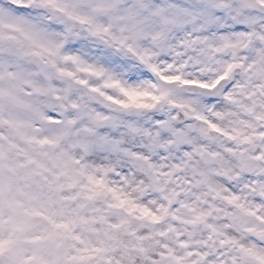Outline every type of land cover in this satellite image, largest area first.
<instances>
[{
	"label": "snow or ice",
	"instance_id": "snow-or-ice-1",
	"mask_svg": "<svg viewBox=\"0 0 264 264\" xmlns=\"http://www.w3.org/2000/svg\"><path fill=\"white\" fill-rule=\"evenodd\" d=\"M0 264H264V0H0Z\"/></svg>",
	"mask_w": 264,
	"mask_h": 264
}]
</instances>
